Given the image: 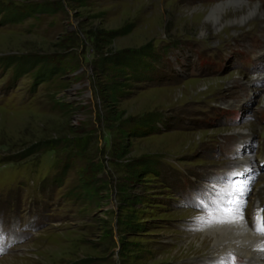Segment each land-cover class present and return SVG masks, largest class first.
<instances>
[{
	"label": "rangeland",
	"instance_id": "374dc122",
	"mask_svg": "<svg viewBox=\"0 0 264 264\" xmlns=\"http://www.w3.org/2000/svg\"><path fill=\"white\" fill-rule=\"evenodd\" d=\"M222 1L0 0V264H231L199 223L242 163L264 203V17L213 28Z\"/></svg>",
	"mask_w": 264,
	"mask_h": 264
},
{
	"label": "bare ground",
	"instance_id": "6f19581e",
	"mask_svg": "<svg viewBox=\"0 0 264 264\" xmlns=\"http://www.w3.org/2000/svg\"><path fill=\"white\" fill-rule=\"evenodd\" d=\"M228 10L233 12L236 24L240 26L250 23V19L252 18L257 19L264 17V10L257 2H250L248 0H226L211 8L209 17L212 18V25H210L213 28L218 27L223 21L222 19L224 16L228 14ZM204 29L205 28L202 27L201 32H203ZM261 76L259 71L255 73V77L251 78H255L254 83H256V81L260 80ZM249 130L250 128L238 129V131L241 132ZM245 168H248L245 164L242 163L239 165V170L244 171ZM219 205H221L220 209L222 211V216L214 217L211 221L203 219L199 223V228L202 230L200 232H203L202 239L199 242L200 249H203L208 242H211L216 245L214 248L215 250H221L224 253L226 252L227 255H233L236 262L240 264H264V252L256 250L260 247H264V236L256 235L254 230L249 227V222L247 221V228L239 224L227 222L217 223L216 221H228L230 219L228 209L233 207V205L229 203L228 198L224 199L218 206ZM198 238L193 236L192 240L197 242L199 240ZM191 248L192 245L188 244V249Z\"/></svg>",
	"mask_w": 264,
	"mask_h": 264
},
{
	"label": "snow or ice",
	"instance_id": "6c2138e0",
	"mask_svg": "<svg viewBox=\"0 0 264 264\" xmlns=\"http://www.w3.org/2000/svg\"><path fill=\"white\" fill-rule=\"evenodd\" d=\"M251 171L252 169L248 167L245 168L244 171H233L226 175L228 176L243 175L244 172L251 173ZM251 183L252 180H249L247 183L243 184L242 186H237L235 185V183L229 185V187L232 189L230 192H228L229 197H231L229 203L233 205V207L228 209V215L230 219L228 221H216L217 223L227 222V223L239 224L242 227L247 228V223L244 218V209L247 207V197L251 191ZM204 192L206 193V190H204ZM201 195L202 193H197L195 194L194 198L200 197ZM253 230L256 235L264 236V210H260V209L257 210V216L255 217L253 223ZM256 250L264 252V247H260ZM4 251L5 249L2 246H0V254H2ZM231 264H236V259L234 256L231 258Z\"/></svg>",
	"mask_w": 264,
	"mask_h": 264
},
{
	"label": "trees",
	"instance_id": "16d2710c",
	"mask_svg": "<svg viewBox=\"0 0 264 264\" xmlns=\"http://www.w3.org/2000/svg\"><path fill=\"white\" fill-rule=\"evenodd\" d=\"M136 54V53H135ZM134 53L131 55L124 56L119 60L120 57L112 58L110 61L113 62L114 66H118L124 70H127L129 73L135 74L137 76H142L149 69L146 67V63H144L140 56L142 53L135 55ZM134 59V60H133ZM88 192H91V189H88Z\"/></svg>",
	"mask_w": 264,
	"mask_h": 264
}]
</instances>
